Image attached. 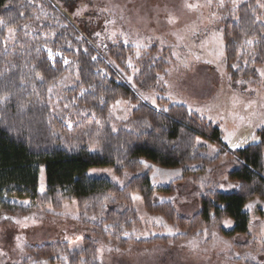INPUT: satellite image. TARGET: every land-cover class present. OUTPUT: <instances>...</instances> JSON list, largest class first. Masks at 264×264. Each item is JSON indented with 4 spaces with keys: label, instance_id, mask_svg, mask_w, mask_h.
Listing matches in <instances>:
<instances>
[{
    "label": "trees",
    "instance_id": "1",
    "mask_svg": "<svg viewBox=\"0 0 264 264\" xmlns=\"http://www.w3.org/2000/svg\"><path fill=\"white\" fill-rule=\"evenodd\" d=\"M260 3L245 0L222 12L225 70L230 86L238 91H244L247 83L264 87V77L257 71L264 68ZM0 20L5 22L0 25V208L13 219L29 214L30 209L11 204L8 198H28L38 208L51 207L55 212L75 198L78 222L89 232L78 251L71 250L67 241L57 240L29 247L27 259L20 264L44 260L99 264L101 244L109 241L121 251L171 246L199 238L205 229H219L229 237L239 263L263 264L258 256L264 254V241L248 232L250 218L244 208L251 200H264V126L258 131V143L231 154L234 170L228 178L239 182L237 188L226 192L217 186L209 188L193 217L180 216L174 203L155 201L150 183L153 171L144 169V161L163 168L209 164L218 159L205 157L199 141L225 145L217 124L165 99L164 77L174 62L171 50L153 46L140 60L135 90L120 76L134 49L118 43L108 45L101 54L53 0H0ZM8 27L15 29L12 39H8ZM249 39L251 45L245 43ZM47 48L53 50L54 60L48 58ZM64 58L70 63L64 64ZM71 75L74 84L57 93L56 87ZM153 90L162 91L161 109L138 98L137 91ZM119 99L138 107L129 121L115 128L111 107ZM41 165L48 190L40 194ZM92 167H111L119 179L128 172L132 177L126 185H108L88 177ZM135 192L142 195L146 209L164 217L176 233L132 238L131 232L141 225L132 203ZM229 218L234 219L235 228L226 232L223 225ZM240 236L244 240L238 242Z\"/></svg>",
    "mask_w": 264,
    "mask_h": 264
},
{
    "label": "rangeland",
    "instance_id": "2",
    "mask_svg": "<svg viewBox=\"0 0 264 264\" xmlns=\"http://www.w3.org/2000/svg\"><path fill=\"white\" fill-rule=\"evenodd\" d=\"M243 1L237 0V5L233 6L232 0H225V7L219 8L215 0L211 7L207 6L206 0H53L73 17L82 35L91 40L101 54L108 45L118 43L134 49L120 70V76L135 90L134 77L140 71V60L153 46L170 49L174 62L164 77L165 99L170 105L186 106L190 112L201 115L221 128L224 148L208 144L204 139L198 144L204 146L202 154L205 157L212 161L218 159L213 163L163 168L144 161V169L153 171L150 183L155 201L174 203L180 216L193 217L200 210V197L209 188L217 186L225 192L237 188L239 182L228 178L234 170L231 154L248 144L258 143V131L264 126V87L247 83L244 91H238L230 86L225 70L224 29L220 25L224 15L222 12L227 8H237ZM187 3L201 6L190 10L186 7ZM212 13H215L216 19L210 18ZM169 18L175 22L169 23ZM137 43L141 44L140 48L136 47ZM73 78L71 75V78L67 77L60 82L56 87L57 93L74 84ZM137 95L140 101L161 109V90H153L151 93L137 91ZM143 96L149 99L145 100ZM153 99L155 104L152 103ZM126 102L119 105L115 102L116 106L111 107L115 128L129 121L134 109L138 107L137 104ZM230 133L231 143H240V147L233 148L225 139ZM253 135L256 139H253ZM86 174L90 179L99 178L108 185L121 186L126 185L132 177L128 172L125 178L119 179L111 167H92ZM39 176V193H46L48 187L44 165L40 166ZM6 201L30 209V213L11 219L0 208V264H20L27 259L29 247L43 246L57 240L67 241L71 250L78 251L84 246V239L89 236V232L78 222L80 209L75 198L65 202L58 212L51 207L38 208L28 198H8ZM132 203L141 220V225L131 232L132 238L147 239L160 234L176 233L174 225H169L164 217L153 215L146 209L139 192L133 194ZM249 204L254 206L248 209ZM247 205L244 212L250 218L248 232L259 238L264 200L256 198ZM227 221L230 226H225V223L223 225L226 232L235 228L233 218ZM236 240L240 242L244 238L240 236ZM186 247L197 250V260L190 256L189 250H182ZM99 254V264H241L238 262L239 253L232 248L229 237L219 229L207 230V235L204 232L200 238L183 241L181 244L144 249L129 247L121 251L109 241L101 244ZM258 259L264 264V254H260ZM40 264L54 263L44 260Z\"/></svg>",
    "mask_w": 264,
    "mask_h": 264
},
{
    "label": "snow or ice",
    "instance_id": "3",
    "mask_svg": "<svg viewBox=\"0 0 264 264\" xmlns=\"http://www.w3.org/2000/svg\"><path fill=\"white\" fill-rule=\"evenodd\" d=\"M206 2H207V6H208V7H211L212 4H213V2H214V0H206ZM215 2L217 3V6H218L219 8H224V7H225V0H215ZM232 4H233V6H236V5H237V0H232ZM200 6H201V5H199V4H193V3H187V4H186V7H187L188 9H190V10H191V9H195V8H197V7H200ZM259 7L264 8V3H260V4H259ZM77 14L79 15L80 12L78 11ZM210 18H211V19H216V15H215V13H212L211 16H210ZM174 22H175V21H174L172 18H169V23H174ZM4 23H5L4 21L0 20V25H2V24H4ZM113 23H114V22H113ZM7 31H8V34H9L8 39H12V38L14 37V35H15V29L12 28V27H8V28H7ZM96 35L99 36L100 33H96ZM113 35H115V33H113ZM179 39H183V38L180 37ZM125 43H127V41H125ZM245 43L251 45V44L253 43V41H252L251 39H249V40H247ZM136 47H137V48H140V47H141V44L137 43ZM47 53H48V58H49L50 60H54V59H55V56H54L53 50H52L51 48H47ZM174 54H175V53H174ZM55 55H59V53L57 52V53H55ZM137 55H139V52H137ZM93 59H95V57H93ZM63 62H64V64H66V65L70 63V61H68L66 58H64ZM245 63H247V61H245ZM131 66H132L131 63L129 62V67H131ZM233 67H238V65H233ZM257 71H259L260 75H261L262 77H264V70H257ZM159 79H160V80H163V77H160ZM51 91H52V89L49 88V92H51ZM142 98L145 99V100L149 99V97H147V96H143ZM121 103H127V102H126V101H120V100L116 101V105H119V104H121ZM152 103L155 104V100H154V99L152 100ZM116 105H114L113 107H115ZM65 107H67V105H65ZM164 110L167 111V109H164ZM231 135H232V134L230 133L228 136L225 137V139L229 141V143L231 144V146H232L233 148H238V147H240V146H241L240 143H235V144H232V143H231V140H230V136H231ZM253 139H256V137H255L254 135H253ZM244 142H247V141H244ZM213 151H216V150L213 149ZM146 166H147V165H146ZM43 190H44L43 187H41V191H43ZM134 199H139V197H134ZM25 203H27V202H25ZM253 206H254V205L249 204V205H247V208H248V209H251ZM66 207H67V206H66ZM5 219H8V217H5ZM25 219H28V218L26 217ZM92 219H95V217H92ZM16 222H17V223H20V221H16ZM225 226H230V222L225 221ZM204 231H205V235H207V229H205ZM125 235H128V233L126 232ZM213 235H215V233H213ZM225 243L227 244V242H225ZM229 246H230V245H229ZM247 257H248L249 259H251V260H255V259H256V257H255V256H252L251 254H247Z\"/></svg>",
    "mask_w": 264,
    "mask_h": 264
},
{
    "label": "crops",
    "instance_id": "4",
    "mask_svg": "<svg viewBox=\"0 0 264 264\" xmlns=\"http://www.w3.org/2000/svg\"><path fill=\"white\" fill-rule=\"evenodd\" d=\"M262 212H264V210ZM258 235H259V238L261 239V241H264L263 240L264 239V222H262V224H260ZM194 239H198V237L197 238H193V239H189V240H194ZM186 241H188V240H186ZM148 247H158V246H149L148 245L146 247H136V248L144 249V248H148ZM182 250H189L190 253H191L190 256L193 257V258H195L197 260V258L195 257L196 254H197V250L195 248L186 247V248H184Z\"/></svg>",
    "mask_w": 264,
    "mask_h": 264
},
{
    "label": "water",
    "instance_id": "5",
    "mask_svg": "<svg viewBox=\"0 0 264 264\" xmlns=\"http://www.w3.org/2000/svg\"><path fill=\"white\" fill-rule=\"evenodd\" d=\"M61 9V8H60ZM62 10V9H61ZM63 11V10H62ZM63 13H65V16L67 17V19H69V21L72 23L73 22V17L69 14L63 11Z\"/></svg>",
    "mask_w": 264,
    "mask_h": 264
}]
</instances>
